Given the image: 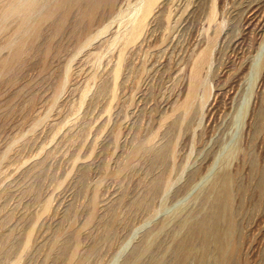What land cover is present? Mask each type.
<instances>
[{
	"label": "rangeland",
	"instance_id": "rangeland-1",
	"mask_svg": "<svg viewBox=\"0 0 264 264\" xmlns=\"http://www.w3.org/2000/svg\"><path fill=\"white\" fill-rule=\"evenodd\" d=\"M262 4L264 0H217L212 22L217 38L210 64L203 69L208 89L196 97L198 105L187 115L173 110L172 101L183 96L192 58L205 45L209 0L161 2L159 17L149 23L145 38L127 45L114 89L111 69L118 43L111 45L108 39L118 27L112 15L120 6L125 8L127 0L103 7L106 11L101 8L90 30L70 14L62 33L50 38L47 54L48 22L42 23L39 46L21 53V62L12 58L0 68V206L5 201V208L13 206L11 224L28 214L16 228L18 237L34 223L30 251L18 264H63L48 252L57 231L77 232L79 264H176L179 242L218 203L217 224L225 249L230 214L236 223L232 240L237 248L228 264H264V184H259L264 177ZM106 22L104 32L83 44ZM15 24V19L7 18L0 39L9 40ZM1 50L0 56H10V43ZM102 79L106 87L97 96ZM74 133L78 136L73 139ZM150 134L155 144H166L163 163L149 162L145 155L134 157L139 160L116 174L138 138ZM41 155L43 169L35 177L31 168ZM159 171L166 183L146 206L133 208L130 201ZM30 181L39 184L37 196L21 192ZM225 191L230 195L227 203L218 199ZM94 193L95 216L86 224ZM46 198L50 206L42 211ZM111 210L119 218L107 236L103 220ZM206 239L205 251L198 248L184 264L206 258L207 264H219L216 234L208 231ZM193 242L199 247L198 237ZM93 243L99 249L87 253ZM15 245L0 264H11L19 248L18 242ZM73 245L71 239L68 249Z\"/></svg>",
	"mask_w": 264,
	"mask_h": 264
},
{
	"label": "bare ground",
	"instance_id": "bare-ground-1",
	"mask_svg": "<svg viewBox=\"0 0 264 264\" xmlns=\"http://www.w3.org/2000/svg\"><path fill=\"white\" fill-rule=\"evenodd\" d=\"M116 1L117 0H4V2L0 6V32L4 28L5 21L7 18L11 17V18L15 19L16 24L12 30V35L9 38V40L5 41L4 39H0V50L4 45H6V43H10V46L12 48V50L10 51V53H11L10 56H6V55L0 56V68L3 69L7 65H9L7 63L10 62L12 58L14 59V61L18 60L19 62H21V60H22L21 59V53L28 52L30 50V48H32V47L37 48L39 46V43L41 40L38 41V38L41 35H43V32L45 30L44 27L42 26V23L44 21L48 22L46 24H48V30H49L48 34H45L46 36L44 35L46 37V40H47V42L45 44V54H47L51 48L50 47V38L52 36L58 35L60 32L62 33L64 26H65V23H66L70 14H71V17L74 14V17L76 18V20L83 22L85 24L86 28L88 27L87 29H89V27H91V25L94 24L93 23L94 21L96 23V18L99 19L97 17V15H99L98 13L100 12L101 8H103V7L113 8ZM164 1H166V0H133V1L127 0V6H125V8L120 6L119 8L116 9V11H114V14L112 15V19L116 18L118 20V22H117L118 27L116 26L117 28L115 29L114 32H112L110 38L108 39V42L111 45L118 43L117 58H116V61L114 60L115 64H114L113 68L111 69V72H113V89L117 83V78L119 77V75L122 71L121 70L122 66L124 65L123 64L124 59H125L124 52H125L127 45L129 43H131V45H132L133 43L141 41L143 38H145V36L147 35L146 31L148 30L149 23L159 17L157 11L159 9L160 3L164 2ZM216 3H217V0H209V8L206 12V15L204 16L206 18V23H205V27L203 26L204 31L206 32L205 45L202 46L195 53V55L192 58L190 68H189V72H188V81H187L185 92L180 99L173 98L174 101L171 100L172 102H174L173 110L177 109L179 113H180L179 110H182L181 112L185 115L189 114L191 112V110L193 109V107L198 105V104L195 105L196 97L198 95H200L201 93H202L201 95L203 96V94H205L206 90L208 89V86L206 85V78L204 76L203 69L207 65L210 64L213 44L217 38V33H218L217 25L215 24L214 27L212 26V22H215V19H216ZM262 5H264V4H262ZM103 9H104L103 11H106L105 8H103ZM73 20H74V18H73ZM72 23H73V21H72ZM121 23H122V25H121ZM203 24H204V22H203ZM107 26H108V22L103 23L100 26H97L95 31L92 34H90L89 36H87V38L84 40L83 44L86 42V40L90 39L91 37L96 36V35L104 32L107 29ZM210 26L213 27L212 31H208V28ZM59 36L61 37V35H59ZM58 37H57V39H58ZM57 39H55V40L58 41ZM41 48H43V47H41ZM53 51H54V49H53ZM40 56H42V55H40ZM130 63H131V61H130ZM66 66H68V65H66ZM111 67H112V65H111ZM108 71H109V69H108ZM65 72H67V71H65ZM186 72H187V70H186ZM126 75H127V73H126ZM106 76L107 75H105V77ZM124 77H126V76H124ZM105 87H106L105 79L100 80V82L98 83L97 90H96L97 91L96 95L98 96L99 94H101L104 91ZM83 88H84V86H83ZM82 91H83V89H82ZM200 91H202V92H200ZM85 92L86 91H84V94H85ZM177 93H179V92H177ZM176 96H178V94ZM30 98H31V96H30ZM80 99H82V97ZM79 103H80V101H79ZM196 103H197V101H196ZM175 116H177V115H175ZM63 121L64 120H62L61 122H63ZM85 121H87V120H85ZM85 121H83V122H85ZM51 124L52 123H50V125ZM67 125H69V124H67ZM173 125H174V123H173ZM70 126H72V124ZM83 126H87V125L83 124ZM82 129H85V127L84 128L82 127ZM252 129H254V128H252ZM78 134H80V133L78 132ZM76 136H78L77 133H74L73 135H71V138L74 139V137H76ZM155 137H156V135H155ZM163 137H164V135H163ZM160 140H161V138H160ZM165 140H167V139H165ZM165 140H164V142H166ZM161 143L162 144H160V145L155 144L154 134H150L144 138H138V140L133 144L132 148L128 152L127 156L126 157L124 156L125 159L122 161L120 167L116 171V174H120V172H122L123 170L132 166V163L134 160L137 159L136 162L139 160L138 158L134 159V157H140L143 155H145L146 157H148V159H150L149 162L151 161L154 164H162L163 161L165 160V153L164 152L166 149L165 148L166 144L163 143L162 141H161ZM40 149H41V147H40ZM66 150H68V149H66ZM168 153H170V152H167V154ZM41 156H40L41 157L40 159H37L34 162L32 168H31L32 175L35 177H37L38 174L43 169V159L42 158H44V157H43V155H41ZM37 158H39V157H37ZM143 161H144V159H143ZM46 163H48V162H46ZM44 167H45V165H44ZM155 167H157V165ZM161 169H159V170H161ZM24 171H26V170H24ZM83 175H84V171L81 172V179H82ZM148 178H150V179H148V181H146L144 183L142 193L138 196L136 195V197L132 196L133 199L130 201V203H131V206L133 208H141V207L146 206L149 203V200L160 189V187L162 188V185L166 183V179L164 178L163 174L160 173V171H159V173L155 172V174L153 176L148 177ZM223 179H224V175H223ZM37 180H39V179H37ZM82 183H84V180ZM259 184L260 185L264 184V177H260ZM21 190H22L21 191L22 193L33 191L35 193L33 195L37 196L39 194L40 187H39L38 183L34 184V182L31 183V181H30L28 183L26 182V184L22 187ZM10 193L12 194V192H10ZM9 196H11V195H9ZM9 196L5 197V199L8 200ZM20 196H22V194ZM36 196H35V198H36ZM229 196L230 195H229L228 191L227 192L225 191L220 196H218V199L225 200L227 203ZM120 197H122L121 194L119 195V198ZM20 199H19V201H20ZM3 201L4 200H2V202ZM4 203L6 205V201L3 202V204ZM5 205L1 204V206H0V261L9 255L12 247L18 242L19 248H18L17 254H16L15 258L12 259V261H10L11 264H18L20 259H21V256L23 254L27 253L28 250L30 249L34 223L30 224L28 226V228H26V226H25L24 228H26V230L23 229L24 234L22 236L20 235L21 237L20 236L18 237V235H17L18 232H16V228L20 224H23V222L26 220L28 214L26 215L25 213H22L18 217L17 221L14 224H11V220L15 216V210H14L13 206L11 208H5L6 207ZM16 205H14V206L16 207ZM95 205H96V193H94L93 196L91 197V208H90L88 215H87V218L85 220L86 224H90L91 221L94 219ZM218 205H219V203H218ZM218 205L210 213V215L204 217L201 221H199L194 226H192V228L190 230V235L188 238L179 242V249L181 252H180V255L178 257L176 264H184V262L187 260V257L190 255V253L194 254V252L198 248H201L202 252L205 251V246H206V241H207L206 235H207L208 231H211V232L216 234V247L219 250V254H220L219 264H228L233 259V256H234V253H235V250L237 247H236V242L232 240V233L236 228V223L234 222L232 215L230 214V216L227 220L228 221L227 234L229 236V240H227L228 246L225 249L224 248V241H223L224 235L222 233L220 234L219 225L217 224V220H218V216H219V207L221 206V205H219V207H218ZM49 206H50V199L46 198L43 202L41 210L45 211L49 208ZM65 208H67V207H65ZM132 210H134V209H132ZM64 212H65V209H64ZM39 214H40V212H37V216ZM128 215H130V213ZM108 216H107L108 219L106 221H105V219L104 220L102 219L104 221V224H105L103 234L110 236L114 231L115 225L117 224L116 223L117 219L119 217L117 218V216L115 215V212L112 210L109 212ZM120 219H121V217H120ZM120 219H119V221H120ZM126 219H127V217H126ZM28 221H29V219H28ZM57 223H55V226ZM101 231H102V229H101ZM223 231H224V229H223ZM20 232H22V231H20ZM93 235H94V233H93ZM194 237H198L200 239L199 247L196 245L198 243L195 244L193 242ZM71 239L74 240V245L71 249H68V243ZM108 239H110V237ZM197 241H199V240H197ZM136 247H137V245H136ZM96 249H99V248H96V243H93L91 246H89L87 248L86 252L89 253V252H92ZM41 250H42V248H41ZM48 252H49V254H52L51 255L52 257L53 256L55 257L54 259H56V257L61 258L63 260V264H79L80 263L79 259L81 258V255H80V245H79L77 232H75V231H57V232H55L54 235L52 236L50 248H49ZM134 252H135V250H134ZM93 253H91V254H93ZM42 255H41V259L43 258ZM30 256H31V254H30ZM190 259L191 258H189L188 260H190ZM206 259H200L198 261V264H207ZM212 264H213V262H212Z\"/></svg>",
	"mask_w": 264,
	"mask_h": 264
}]
</instances>
